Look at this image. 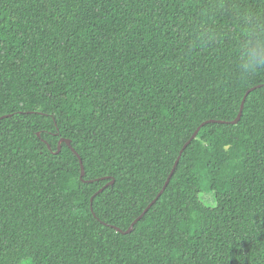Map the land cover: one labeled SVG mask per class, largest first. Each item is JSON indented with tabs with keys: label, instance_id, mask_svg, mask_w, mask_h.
<instances>
[{
	"label": "trees",
	"instance_id": "obj_1",
	"mask_svg": "<svg viewBox=\"0 0 264 264\" xmlns=\"http://www.w3.org/2000/svg\"><path fill=\"white\" fill-rule=\"evenodd\" d=\"M257 33L264 0H0V264H264Z\"/></svg>",
	"mask_w": 264,
	"mask_h": 264
},
{
	"label": "water",
	"instance_id": "obj_2",
	"mask_svg": "<svg viewBox=\"0 0 264 264\" xmlns=\"http://www.w3.org/2000/svg\"><path fill=\"white\" fill-rule=\"evenodd\" d=\"M262 84H260V85H257V86H254V87H251L250 89H248L247 91H246V93H245V95H244V98H243V100H242V102H241V106H240V110H239V112H238V115L236 116V118L233 120V121H230V122H227V123H232V124H236L237 122H238V120L240 119V116H241V113H242V107H243V104H244V100H245V98H246V95L250 92V91H252L253 89H255V87H259V86H261ZM7 116H9V115H3V116H1V118H5V117H7ZM0 118V119H1ZM210 122H224V121H218V120H207V121H205V122H203V123H201L197 128H196V130L193 132V134L191 135V137L186 141V143L182 146V148H181V150L179 151V154H178V156H177V158H176V160H175V162H174V164H173V166H172V168H171V171H170V173L168 174V176H167V178H166V180H165V183H164V185H163V187L161 188V190L158 192V194H157V196L147 205V207L143 210V212L130 224V226L125 230V231H122L120 228H117V227H115V226H111V227H113L116 231H118V232H122V233H124V234H127V233H130L132 230H133V227H134V225L136 224V222L137 221H139L142 217H143V215L147 212V210L152 206V204L157 200V198L163 193V191H164V189L166 188V186L168 185V183H169V180H170V178L172 177V175H173V173H174V171H175V168H176V166H177V164H178V161H179V159H180V156H181V154H182V152H183V150L186 148V146L191 142V140H193L194 138H196V136H197V133H198V131L200 130V128H201V126H203L204 124H206V123H210ZM38 135H39V133H37ZM61 142H65L66 144H67V146L76 154V156H77V158H78V160H79V163H80V170H81V173H80V178H83V176H84V166H83V164H82V160H81V157L79 156V154L72 148V146H71V143H70V140L69 139H66V138H61L60 139V141H59V143H58V148H57V151H56V153L60 150V146H61ZM47 147L50 149V145L49 144H47ZM114 183V180H111L109 183H107L103 188H101L100 190H98V192H101L105 187H107L108 185H111V184H113ZM97 192V193H98ZM92 199H93V196H92V198H91V201H92Z\"/></svg>",
	"mask_w": 264,
	"mask_h": 264
},
{
	"label": "clouds",
	"instance_id": "obj_3",
	"mask_svg": "<svg viewBox=\"0 0 264 264\" xmlns=\"http://www.w3.org/2000/svg\"><path fill=\"white\" fill-rule=\"evenodd\" d=\"M237 60L243 72H255L264 67V38L261 34L257 33L255 39L246 41Z\"/></svg>",
	"mask_w": 264,
	"mask_h": 264
},
{
	"label": "rangeland",
	"instance_id": "obj_4",
	"mask_svg": "<svg viewBox=\"0 0 264 264\" xmlns=\"http://www.w3.org/2000/svg\"><path fill=\"white\" fill-rule=\"evenodd\" d=\"M200 200L207 206L215 205L214 193L211 191H204L200 194ZM20 264H33L30 258L23 259Z\"/></svg>",
	"mask_w": 264,
	"mask_h": 264
}]
</instances>
